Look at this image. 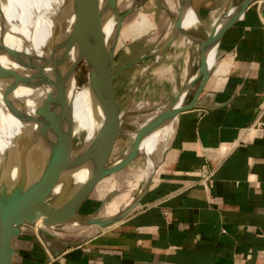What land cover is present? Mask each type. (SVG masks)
<instances>
[{
  "label": "crops",
  "instance_id": "0c3cea01",
  "mask_svg": "<svg viewBox=\"0 0 264 264\" xmlns=\"http://www.w3.org/2000/svg\"><path fill=\"white\" fill-rule=\"evenodd\" d=\"M180 1L142 14L154 29L171 27L169 37ZM230 1L190 0L199 35L210 33ZM199 48L180 36L166 49L171 99L196 73ZM212 67L196 106L176 117L131 211L107 225L25 224L12 264H264V0L225 30ZM128 166L101 179L79 213L107 221L127 209L142 174Z\"/></svg>",
  "mask_w": 264,
  "mask_h": 264
},
{
  "label": "bare ground",
  "instance_id": "6f19581e",
  "mask_svg": "<svg viewBox=\"0 0 264 264\" xmlns=\"http://www.w3.org/2000/svg\"><path fill=\"white\" fill-rule=\"evenodd\" d=\"M236 1L234 0L229 15L222 16L214 22V24L217 23L216 36L211 40L208 47L210 66H213L218 48V33L240 15V3ZM79 2L80 0H0V44L15 50L19 58L9 57V55L6 56L5 53L1 52L0 61L5 67L17 71L22 77L29 79L15 85V89H12L8 94L9 100L12 102L11 105L5 104L2 96L5 87L10 85L13 79L10 77L0 81V114L5 116L12 125L8 148L13 147L16 142L15 135L18 133L32 138L33 144L31 143L29 150H27V161L32 165L41 161L45 149L48 148L55 136L52 129H47L46 119L39 114V109L50 97L51 111L59 113L62 110L56 102L59 99V91L63 90L67 100L65 126L70 133V161L78 156L85 142H90L95 138L102 126L104 113L89 77L86 84H80L77 81L76 72L73 73L76 54L82 55L79 44L72 39L69 51L65 49L66 43L72 36ZM181 2L178 9L180 11ZM182 8L183 17L181 21L176 22V20L173 23L171 33L177 37L188 36L191 41L199 43L201 52L202 42L207 39L212 30L206 36L199 35L197 32L202 23L198 11L196 12L190 0H183ZM96 17V28L98 36H100L98 45L101 54L106 42L113 44L115 52L121 35L117 0H96ZM154 26L151 18L143 13L128 28L127 32L131 37L142 36L153 30ZM52 39L62 47L56 53H54L51 45ZM164 48L165 46L162 45L153 49L152 52L156 57H159L164 52ZM57 53L59 54L57 55ZM63 53L64 61L60 58ZM29 56L32 59H29ZM26 61L29 64L25 63ZM54 64L57 66V72L65 79L64 88L52 85L55 78ZM199 67L200 64L196 73L199 72ZM146 71L147 69L143 74ZM185 95L186 91L177 101L168 103L161 108L149 121L181 106L179 104L184 101ZM175 121V116L164 118L145 133L140 146V155L144 158L143 176L145 180L152 177L157 166L159 147L173 132ZM146 123L140 125L136 131ZM27 144L29 143L25 144L26 148ZM94 166V158L82 165L71 166L53 188L48 200L54 205L62 203L78 185L90 177ZM11 170L14 176L20 173L17 156L14 152L11 155Z\"/></svg>",
  "mask_w": 264,
  "mask_h": 264
},
{
  "label": "water",
  "instance_id": "95a60500",
  "mask_svg": "<svg viewBox=\"0 0 264 264\" xmlns=\"http://www.w3.org/2000/svg\"><path fill=\"white\" fill-rule=\"evenodd\" d=\"M181 1V11L176 22L181 21L183 17V0ZM252 2L253 0H243L240 3V14ZM233 4L234 0H231L229 6L220 17L229 15ZM76 16L72 36L69 42L66 43L65 49L69 51L70 41L72 39L79 44L83 58L89 68V79L92 88L101 103L104 113L102 126L98 130L95 138L90 142H85L80 149L81 151H79L78 156L70 161V133L65 126L67 119L65 116L67 100L64 96L63 90H61L59 91V99L56 100L58 106L62 109L59 113L51 111L49 106L50 97L43 107L39 109V114L43 115L46 119V123L48 124L47 129H52L55 133L53 141L49 144L48 148L45 149L39 163L32 165L27 161V150H29V147L31 146L32 138L19 133L15 135L14 139L16 142L13 144L12 148L9 147L6 149L7 158L4 159L2 163L0 162V264H12L16 241L21 233V227L25 224L37 225L42 223L45 226H55L79 218L85 224L97 223L100 225H107L119 221L131 211L140 202V199L150 185L152 177H148L145 180L136 197L127 209L107 221H103L99 218H90L79 213V209L101 179L123 169L134 159L139 157L141 141L147 131L164 118H170L173 116L177 117L182 111L192 109L196 106L212 73L213 67L209 64L208 47L211 40L216 36L215 30L217 23L214 24L212 32L207 39L202 42L203 47L200 53L199 72L192 75L180 88L175 97L168 103L177 101L185 91L186 98L194 84L200 80L192 99L188 103H185L184 98L181 106L175 107L166 114L161 115L158 118L155 117L156 119L146 123L137 131L135 144L131 151L115 162H110L115 143L119 133L123 129L124 116L119 109L116 89L114 87L116 77V74L112 73L115 55L114 46L113 44L106 42L101 54L98 45L100 36H98L96 28V0H80ZM123 17L124 15H120L118 19L120 25L122 24ZM237 18L218 33V46L225 30ZM176 37L177 36H173L172 33L170 34L168 40L163 44L165 46L164 51ZM186 37L190 39L188 36ZM51 45L54 53L62 49L54 39H52ZM1 52L5 53L6 56L9 55V57L19 59L15 50L0 44V56L2 54ZM58 54L59 53H57V55ZM151 55H154L152 51L143 55L135 62L127 64L122 70ZM28 58L32 59L30 56ZM60 58L62 61L65 60L64 53ZM80 59L81 58L74 63V74L80 63ZM25 63H27V61ZM56 67L57 66L54 64L55 78L52 81V85L54 87L64 88L65 79L61 77L62 75L59 72H57ZM10 77H12L13 82L5 87L2 96L7 105H11L12 103L11 100H9L8 94L12 89H15V85L29 80L22 77L17 71L5 67L0 61V81H4V79ZM26 143H29L27 144V148L25 146ZM23 149L24 151L22 153ZM13 152L17 156V161L20 167V173L17 176H14L11 170V155ZM92 158L95 159V166L90 177H88L85 182L78 185L62 203L57 205L52 204L48 200V196L65 171L71 166L82 165Z\"/></svg>",
  "mask_w": 264,
  "mask_h": 264
},
{
  "label": "rangeland",
  "instance_id": "374dc122",
  "mask_svg": "<svg viewBox=\"0 0 264 264\" xmlns=\"http://www.w3.org/2000/svg\"><path fill=\"white\" fill-rule=\"evenodd\" d=\"M164 1L166 0H117L119 13L120 15H124V22L122 21L121 35L119 36L117 46L115 47L112 73L116 74L114 87L116 89L119 109L122 114H124V116L123 129L119 133L115 143V147L110 157V162H115L131 151L135 144L137 128L152 119L161 108L166 106L168 102L171 101V87L169 82L170 75L166 73L167 70L165 67V64H169L171 60L170 58H167L166 53L168 52L165 53L166 50L161 56H159L160 58L156 57L155 55H151L122 70L124 66L131 62H135L143 55L150 53L153 49L159 47L167 39L171 27L156 28L142 36L135 37L129 36L127 32L128 28L142 16L144 8H154V5L157 6ZM242 1L243 0H237L236 2L241 3ZM164 25L165 24H163V26ZM168 26L171 25L168 24ZM165 55L167 60L164 57ZM79 58L81 59L76 69V78L78 83L86 84L89 77V68L80 53L76 54L74 63ZM154 61H156L155 64H153ZM146 69V73L143 74ZM166 80L167 83L165 82ZM199 81L200 80L194 84L192 90H190V93H188L189 95H187L188 97L185 98V103L190 100L195 88H197L199 84ZM182 104L183 102H181L179 105ZM11 131L12 125L10 121H8L5 116L0 114L1 163L4 159H6V149H8L10 142ZM129 166L127 168H130V171L135 170L136 174L142 172L140 176H137L139 177V180L135 182L136 189L134 190L133 194V196H135L138 189H140V187L145 182V178L143 176L144 158L139 155V157L134 159L129 164Z\"/></svg>",
  "mask_w": 264,
  "mask_h": 264
},
{
  "label": "built area",
  "instance_id": "2783aa9c",
  "mask_svg": "<svg viewBox=\"0 0 264 264\" xmlns=\"http://www.w3.org/2000/svg\"><path fill=\"white\" fill-rule=\"evenodd\" d=\"M98 264H105V263H103V262H99Z\"/></svg>",
  "mask_w": 264,
  "mask_h": 264
}]
</instances>
